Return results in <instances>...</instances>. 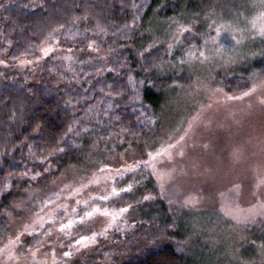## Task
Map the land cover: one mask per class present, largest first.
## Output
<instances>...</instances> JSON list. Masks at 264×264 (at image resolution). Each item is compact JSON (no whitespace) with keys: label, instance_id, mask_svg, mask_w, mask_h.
I'll use <instances>...</instances> for the list:
<instances>
[{"label":"rangeland","instance_id":"374dc122","mask_svg":"<svg viewBox=\"0 0 264 264\" xmlns=\"http://www.w3.org/2000/svg\"><path fill=\"white\" fill-rule=\"evenodd\" d=\"M240 2L248 3L241 13L234 10L239 2L207 0L191 23L178 22L193 42L182 48L185 63L174 73H185L189 82L165 89L155 130L120 149L115 137L94 136L66 170L42 186H26L12 199L3 211L9 226L0 232V264H109L102 257L110 251L113 261H121L133 240L150 232L136 224L116 226L124 212L115 206L117 197L133 186L125 174L139 186L142 173L150 176L171 214L202 217L204 228L194 224L182 244L202 255L219 254L213 257L217 264L234 261L244 225L264 221V0ZM172 30L179 28L164 33L167 48L180 42L169 36ZM53 55L65 57L56 76L47 63ZM104 59L93 43L71 49L56 41L34 58L0 59V79L48 77L57 84L77 79L83 70L89 76L109 73L93 65L94 60L105 65ZM168 67L166 62L157 74ZM232 75L245 77L247 85L230 94L221 78ZM242 183L248 196L237 191ZM219 211L224 219L217 217Z\"/></svg>","mask_w":264,"mask_h":264},{"label":"trees","instance_id":"16d2710c","mask_svg":"<svg viewBox=\"0 0 264 264\" xmlns=\"http://www.w3.org/2000/svg\"><path fill=\"white\" fill-rule=\"evenodd\" d=\"M206 1L0 2L1 60L16 63L37 57L43 46L56 41L57 45L71 49L93 43L103 50L106 61L102 65V60H94L93 65L110 71L89 76L88 70H83L77 79H62L57 84L48 81V77L38 82L14 76L0 79V232L9 226L3 211L9 208L12 199L26 186H42L66 170L92 137L113 136L121 141L116 146L120 149L143 140L149 131L155 130L165 89L172 83L189 82L185 73H174L185 63L182 48L193 42L188 41V32L178 22L190 20L191 23L193 14L199 13ZM236 1L239 7L235 6L234 10L241 13L248 3ZM172 27L179 30H172L169 36H178L179 44L183 41L176 48L181 51L178 55L174 51L179 44L167 48L163 41L169 39L162 40ZM62 58L65 57L52 56L47 62L49 73H60ZM166 62L171 65L170 70L157 74L156 70ZM221 81L230 94L247 85L245 77L239 75L222 77ZM141 175L143 182L137 186L125 174L124 180L133 186L125 196L117 197L115 206H122L124 212L116 226L136 224L149 228L150 232L133 240L136 243L125 251L121 261H113L110 251L102 257L105 262L217 264L213 257L219 254L202 255L182 244L181 238L194 224L204 226L202 217L193 220L171 214L166 202L158 197L153 181L148 179L150 176ZM237 191L248 196L249 189L242 183ZM132 195L133 200L129 199ZM216 215L219 220L224 219L222 212ZM233 259L228 264H264V221L244 225Z\"/></svg>","mask_w":264,"mask_h":264}]
</instances>
